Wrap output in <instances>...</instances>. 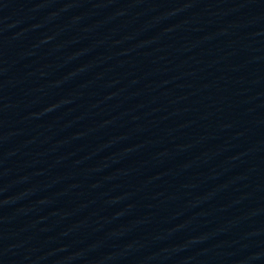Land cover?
<instances>
[{"label": "water", "instance_id": "water-1", "mask_svg": "<svg viewBox=\"0 0 264 264\" xmlns=\"http://www.w3.org/2000/svg\"><path fill=\"white\" fill-rule=\"evenodd\" d=\"M218 264H264V0H177Z\"/></svg>", "mask_w": 264, "mask_h": 264}]
</instances>
